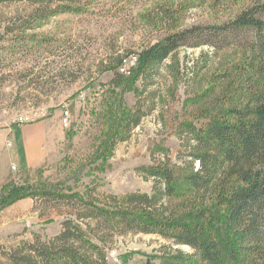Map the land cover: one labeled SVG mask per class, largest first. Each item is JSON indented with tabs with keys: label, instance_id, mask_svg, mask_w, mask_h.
<instances>
[{
	"label": "rangeland",
	"instance_id": "1",
	"mask_svg": "<svg viewBox=\"0 0 264 264\" xmlns=\"http://www.w3.org/2000/svg\"><path fill=\"white\" fill-rule=\"evenodd\" d=\"M258 2L264 0H82L73 12L37 22L29 21L32 10L24 4L1 6L0 141L10 129L13 135L25 126L45 123L56 133V147L48 162L34 170L14 164L8 170L0 164V190L11 182H45L63 183L79 193L91 190L100 199L152 195L154 180L139 169L164 161L158 147L168 151L174 164L192 160L194 143L179 133L181 124L202 123L195 97L206 90L212 75L242 59L244 51L184 46L175 59L140 79L139 93L127 94L125 104L129 110L141 108V123L125 134L126 141L107 143L112 154L105 161L94 160L97 147L108 141L102 102L114 72L104 70L113 67L118 56L130 57L128 70L137 60L134 53L162 40L174 27L197 26L208 33ZM207 39L213 36L201 41ZM66 109L68 127L62 118ZM16 139L23 143L24 135H9L5 147L14 146ZM60 211L31 198L6 208L0 213V253L33 242L35 235L48 240L59 234L64 221ZM166 248L194 253L156 235L128 234L115 236L107 255L110 264H158L153 258ZM0 260L4 262L1 254Z\"/></svg>",
	"mask_w": 264,
	"mask_h": 264
},
{
	"label": "trees",
	"instance_id": "2",
	"mask_svg": "<svg viewBox=\"0 0 264 264\" xmlns=\"http://www.w3.org/2000/svg\"><path fill=\"white\" fill-rule=\"evenodd\" d=\"M81 1L0 0V7L24 4L32 10L29 21L37 22L73 12ZM169 16L174 20L175 13ZM212 28L206 33L197 26L174 27L162 40L134 53L137 60L128 70L121 72L130 58L123 56L104 70L114 72L102 102L108 141L97 147L94 160L105 161L112 154L107 143L126 141L125 134L141 123V108L133 111L125 104L127 94L139 93L140 79L175 59L184 46L244 51L242 59L212 75L206 90L195 97L202 123L181 124L179 133L194 143L192 160L174 164L168 151L158 147L164 161L139 169L154 180L152 195L100 199L91 190L79 193L63 183L4 185L0 213L31 198L49 209L61 208L64 221L51 239L35 235L33 242L2 251L0 264H110L107 250L113 238L128 234L156 235L194 252L166 248L153 258L158 264H264V2ZM209 35L212 40L201 41Z\"/></svg>",
	"mask_w": 264,
	"mask_h": 264
},
{
	"label": "crops",
	"instance_id": "3",
	"mask_svg": "<svg viewBox=\"0 0 264 264\" xmlns=\"http://www.w3.org/2000/svg\"><path fill=\"white\" fill-rule=\"evenodd\" d=\"M19 133L24 135V141L17 140L12 142L14 146L5 147L6 141L11 135L17 137ZM3 141H0V164L1 167L8 169L10 165H16L17 169L22 167L27 169H36L47 163L51 151L56 147V133L45 123H37L25 126L22 131L12 135V130H8L1 135ZM46 144V148H44ZM18 163V166L16 163Z\"/></svg>",
	"mask_w": 264,
	"mask_h": 264
},
{
	"label": "built area",
	"instance_id": "4",
	"mask_svg": "<svg viewBox=\"0 0 264 264\" xmlns=\"http://www.w3.org/2000/svg\"><path fill=\"white\" fill-rule=\"evenodd\" d=\"M136 62V61H135ZM126 66L124 67V69H122L121 71L124 72L126 71L125 70ZM63 126L64 127H68L70 125V113L68 111V109H66L64 112H63ZM24 119H20V121H23Z\"/></svg>",
	"mask_w": 264,
	"mask_h": 264
}]
</instances>
